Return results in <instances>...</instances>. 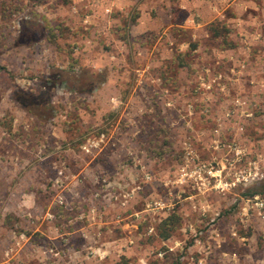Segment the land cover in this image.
<instances>
[{
    "label": "rangeland",
    "instance_id": "obj_1",
    "mask_svg": "<svg viewBox=\"0 0 264 264\" xmlns=\"http://www.w3.org/2000/svg\"><path fill=\"white\" fill-rule=\"evenodd\" d=\"M178 1L0 0L6 263L264 264V0Z\"/></svg>",
    "mask_w": 264,
    "mask_h": 264
},
{
    "label": "trees",
    "instance_id": "obj_2",
    "mask_svg": "<svg viewBox=\"0 0 264 264\" xmlns=\"http://www.w3.org/2000/svg\"><path fill=\"white\" fill-rule=\"evenodd\" d=\"M23 24L21 25V28H23ZM213 32H214V36L215 37H218L219 36V31L217 29H213ZM34 35L33 33H31V35L29 34H24V30L21 32V36L18 40V44L20 45H26L28 44L29 42H26V39L25 38H31V36ZM89 91L91 90V88H88ZM20 94L22 95V98H17L15 101L20 105V107L27 111L28 113H32L34 110L31 108L32 106L30 105L33 100L35 101V103L37 104V101H38V97L37 95L35 94H29L27 92H20ZM28 95H31V100L28 99ZM27 96V97H26ZM26 97V98H25ZM26 100H25V99ZM31 101V102H30ZM46 109L44 108V112L46 113V117L45 119H48L49 117L52 116V113L50 111L46 112L45 111ZM257 195H264V185L259 188H254V189H251L249 191H247V193L245 194V196L247 197H254V196H257ZM162 225L165 226V230H163V234H162V238L163 240H166L169 238V236L171 235V233L176 229L177 227V221H174L172 219V217H169L167 218L166 220H164L162 222Z\"/></svg>",
    "mask_w": 264,
    "mask_h": 264
},
{
    "label": "crops",
    "instance_id": "obj_3",
    "mask_svg": "<svg viewBox=\"0 0 264 264\" xmlns=\"http://www.w3.org/2000/svg\"><path fill=\"white\" fill-rule=\"evenodd\" d=\"M217 1H219V2H223V3H228V2H230V0H217ZM233 2H236V0H231V5H235V3L233 4ZM242 2V5H243V0L241 1ZM241 2H240V4H241ZM192 3H193V1L191 0L190 2H189V0H181V1H178V6H175V7H173L172 9H173V11L175 12V13H173V15H171L172 16V20H171V22H170V25L171 26H173V25H176V26H181V27H184V25H188V22L189 23H191V20L189 19H186L185 20V22H184V24L183 23H181L180 24V21H176L175 19H176V16H175V14H177V12H180V13H185L186 14V12L185 11H187V8L189 9L191 6L190 5H192ZM245 4V3H244ZM246 4H247V2H246ZM156 5H157V3L155 2V1H153V8H156ZM246 9V8H245ZM213 11H214V13H216V15L215 16H213L214 17V19H222L223 17L221 16V14H222V12H219V10L217 9V8H213ZM168 12H170V10L168 11ZM172 13V12H171ZM213 20V19H212ZM178 22V23H177ZM209 22L210 21H207L206 23H204L203 25H207V23L209 24ZM186 23V24H185ZM183 24V25H182ZM92 215L90 214L89 215V217H91ZM117 218V217H116ZM102 219H103V217L102 216H99V220H100V223H102V224H104V222L102 221ZM118 219V218H117ZM119 220V219H118ZM91 226V225H90ZM89 226V227H90ZM88 229V228H87ZM84 231H86V230H84ZM61 233H58L57 234V237H59V236H62V235H60ZM2 253V252H1ZM6 256H8V255H10V254H12V253H10V252H5L4 253ZM2 255V254H1ZM1 260H3V262H1ZM0 264H18L17 263V261H14V262H11V263H6L5 262V258L4 259H2V258H0Z\"/></svg>",
    "mask_w": 264,
    "mask_h": 264
},
{
    "label": "built area",
    "instance_id": "obj_4",
    "mask_svg": "<svg viewBox=\"0 0 264 264\" xmlns=\"http://www.w3.org/2000/svg\"><path fill=\"white\" fill-rule=\"evenodd\" d=\"M103 138H104V136L101 135V136H100V141H101V142L103 141Z\"/></svg>",
    "mask_w": 264,
    "mask_h": 264
}]
</instances>
